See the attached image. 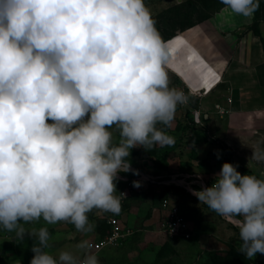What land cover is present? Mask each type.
<instances>
[{"label":"clouds","instance_id":"clouds-1","mask_svg":"<svg viewBox=\"0 0 264 264\" xmlns=\"http://www.w3.org/2000/svg\"><path fill=\"white\" fill-rule=\"evenodd\" d=\"M220 3L221 14L246 18L260 6ZM169 58L145 0H0V226L34 239L30 264H100L89 240L54 256L48 228L24 225L64 221L86 235L88 213H120L118 173L139 175L130 150L171 145L157 125L188 102L169 86ZM251 159L264 161V150ZM237 167L223 163L211 186L191 191L235 220L238 251L251 260L264 254V179Z\"/></svg>","mask_w":264,"mask_h":264},{"label":"rangeland","instance_id":"rangeland-1","mask_svg":"<svg viewBox=\"0 0 264 264\" xmlns=\"http://www.w3.org/2000/svg\"><path fill=\"white\" fill-rule=\"evenodd\" d=\"M193 3L196 14L183 16L189 13ZM145 4L150 9L162 38L168 41L178 35L189 21H195L209 13V6L221 3L220 0H145ZM260 19H264V0ZM180 55L181 53L173 60L181 58ZM166 70L169 86L183 90L188 97L186 104L177 107L170 126L157 125L173 138V143L164 147L155 146L150 150L133 148L128 160L136 162L139 165L137 169L141 168L146 174L158 171L157 175L161 176L193 170L206 178L215 177L223 163L228 162L238 165L237 171L242 175L249 174L264 179V161L251 159L253 149L264 150V126H253L245 119L232 117L229 107H225L226 96L215 98L213 93L217 88L224 91V85L215 82L208 88L200 87V77L205 73L201 70L205 69L198 61L191 69L193 75L180 73L168 64ZM110 131L113 132V142L118 143L119 131L115 127ZM251 133L256 136H250ZM115 183L118 194L124 184L117 181ZM141 185L130 191L120 211H127L125 229H130L132 234L121 245L97 252L100 264H264V254L257 253L248 260L238 251L241 241L235 220L226 221L207 206L200 205L197 198L184 192H170L167 197L180 206L181 213L190 224L192 237H171L163 229L166 212H163L161 206L162 199L157 188L159 184L142 180ZM97 215L95 210L88 213L89 222L94 225V229L86 235L64 221L46 224L41 219L25 224L24 227L27 230L47 227L50 247L46 250L54 256L60 250L77 253L75 246L80 241L101 238L102 234L109 232L98 220V217L103 216ZM0 240V264H30L34 256L31 251L35 242L33 238L26 234L21 240L15 232H9L0 226Z\"/></svg>","mask_w":264,"mask_h":264},{"label":"crops","instance_id":"crops-1","mask_svg":"<svg viewBox=\"0 0 264 264\" xmlns=\"http://www.w3.org/2000/svg\"><path fill=\"white\" fill-rule=\"evenodd\" d=\"M221 9L167 41L170 49L168 65L180 73L191 74L198 61L205 69L201 70L205 73L200 77V87L208 88L215 82L224 85V91L217 88L213 93L215 98L226 96L225 107H229L232 117L245 119L253 126H264V22L256 30L253 27L255 14L246 18L221 14ZM180 53L181 58L173 60ZM250 136L256 135L251 133ZM188 173L200 174L206 180L214 178H206L193 170L182 172ZM172 174L177 173L168 175ZM157 188L160 192L162 186ZM163 212L167 215L166 210ZM118 215L125 225L127 211Z\"/></svg>","mask_w":264,"mask_h":264},{"label":"built area","instance_id":"built-area-1","mask_svg":"<svg viewBox=\"0 0 264 264\" xmlns=\"http://www.w3.org/2000/svg\"><path fill=\"white\" fill-rule=\"evenodd\" d=\"M223 110V109H222ZM132 169L139 171V175H133L129 173H118L117 182H123L124 187L119 191V193H125L126 197L121 199V205L126 203L127 197L130 195V191L133 190V181L147 180L161 186L163 185H178L184 187L189 193L192 194V189L197 191L202 190L204 187L211 186L215 181L210 183L209 180L204 179L200 174L188 173V174H172L167 177L158 176L153 174H146L142 170L137 169V167L131 165ZM119 193L117 195H119ZM194 196V195H193ZM196 197V196H195ZM161 206L167 211L166 219L163 223V229L171 237H182L183 239H188L192 237V230L190 224L184 214L180 211V206L169 200V198H164L161 201ZM100 216H103L110 229L109 232L102 238L89 239L92 244L91 251L97 253L105 248L116 247L123 243V240L132 231L130 229H125L122 219L118 214H113L110 212H101L95 210ZM1 241V240H0Z\"/></svg>","mask_w":264,"mask_h":264},{"label":"trees","instance_id":"trees-1","mask_svg":"<svg viewBox=\"0 0 264 264\" xmlns=\"http://www.w3.org/2000/svg\"><path fill=\"white\" fill-rule=\"evenodd\" d=\"M192 6H193V7H192L191 10L189 11V13H185V14H183V16L188 17V16H192L193 14H196L197 11H196V8H194L195 4L193 3ZM222 7H223L222 4H220V5H218V6H214V7H210V6H209L208 8L211 10V11H209V13L204 14V16H201V18H198V19L195 20V21H189L187 24H185V25L181 28V30L183 31V30H185L186 28H190V27H192V26H194V25H196V24H198V23H200V22H202V21H204V20L210 18L211 16H213V14H214L215 12H217L218 10H220ZM262 8H263V0H262V1L260 0V6H259V9L254 13V14H255V17H254L253 27H254V29H256V30L258 29V25H259L262 21H264V19H260V15L262 14ZM131 165H133V166H135V167L139 166V165L136 164V162L131 163ZM146 172H148V171H146ZM148 173H150V172H148ZM150 174L157 175V174H159V173H158V171H155L154 173H150ZM162 176L167 177L168 174H163ZM209 181H210V183H212L213 181H215V177H214L213 179H209ZM121 183H122V185H123V182H121ZM170 192H172V193L184 192V193H186V194L191 195V193H189L184 187H181V186H178V185H174V184H172V185H163V186H162V189H161V191H160V197H161V199L163 200L164 198H168L167 196H168V194H169ZM191 196H192L194 199L197 198V197H195V196H193V195H191ZM196 200H198V199H196ZM97 216H98V215H97ZM98 220H99V222L103 223V225L106 226V228L110 229V227H109V225L107 224V221H106L105 218H103V217H101V218L98 217ZM106 234H107V233L102 234L103 236H101V238L104 237Z\"/></svg>","mask_w":264,"mask_h":264},{"label":"bare ground","instance_id":"bare-ground-1","mask_svg":"<svg viewBox=\"0 0 264 264\" xmlns=\"http://www.w3.org/2000/svg\"><path fill=\"white\" fill-rule=\"evenodd\" d=\"M198 89V88H197ZM234 221V220H233Z\"/></svg>","mask_w":264,"mask_h":264}]
</instances>
